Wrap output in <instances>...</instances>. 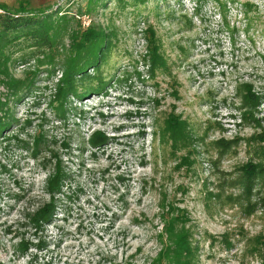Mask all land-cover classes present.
<instances>
[{
  "label": "rangeland",
  "instance_id": "rangeland-1",
  "mask_svg": "<svg viewBox=\"0 0 264 264\" xmlns=\"http://www.w3.org/2000/svg\"><path fill=\"white\" fill-rule=\"evenodd\" d=\"M0 3L91 8L112 45L65 113L62 68L18 46L0 63V264H175V208L187 264H264V0Z\"/></svg>",
  "mask_w": 264,
  "mask_h": 264
},
{
  "label": "trees",
  "instance_id": "trees-1",
  "mask_svg": "<svg viewBox=\"0 0 264 264\" xmlns=\"http://www.w3.org/2000/svg\"><path fill=\"white\" fill-rule=\"evenodd\" d=\"M146 1L133 0L135 3L142 4ZM90 12L91 8L79 12L80 17L76 20L73 16L69 17L66 11L60 15V9L49 12V8L44 7L34 11L28 6L19 5L18 8L12 10L0 3V63L6 66L8 72L7 67H9L8 63H10L11 58L9 50L18 46L19 49L27 51L28 59L31 58L40 62V58H43L44 61L40 63L49 65L48 73H54L57 66L62 68L63 77L59 82L61 86L57 92V100L61 110L66 106L71 96L79 99L91 93H98L104 79L100 74L94 77L90 76L89 69H100L112 45L108 41V33L101 26L94 24L82 26L81 16ZM70 20L73 21V24L69 22ZM66 39L68 40L67 44ZM50 52L52 53L49 54ZM55 53L58 58L56 56L51 59L48 58L49 55ZM44 58L48 61L46 62ZM92 80L98 83L96 87L92 86ZM87 82L91 83L84 86ZM14 83L17 85L11 86L9 91L10 96L16 100L19 98L20 91H25L27 85L23 81L22 83L14 81ZM4 105L0 103V134L14 122L11 115L2 113ZM64 109L65 113L66 107ZM57 114L62 116L61 112H57ZM100 142L103 141L100 140ZM53 183L56 184L57 180ZM53 188L56 189V186ZM49 193L52 202L54 200L53 192L50 191ZM51 202L45 204L47 207L45 210L48 212L54 210ZM174 211L175 215L172 218H175L176 222L173 219L171 225L164 223L162 230L170 234L168 241H165L166 243H160L163 248L157 254H163L165 249V252L168 251L167 254L172 253L168 259L175 260V264H184L183 260H186L185 264H187L186 257L192 255L195 247L191 244V235L187 233L179 235L180 231L177 230V226L183 222V219H180L181 214H178L180 213L178 208H175ZM172 225L174 226L172 227ZM169 227L171 232H168ZM178 228H183V226ZM173 234L178 235V237L176 236L178 239L175 241L172 238ZM159 237L162 238L160 233ZM149 261L152 264H159L156 263V260L151 259Z\"/></svg>",
  "mask_w": 264,
  "mask_h": 264
}]
</instances>
